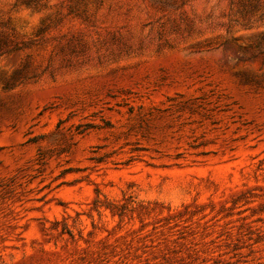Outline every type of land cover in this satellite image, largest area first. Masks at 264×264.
<instances>
[{
	"label": "rangeland",
	"instance_id": "rangeland-1",
	"mask_svg": "<svg viewBox=\"0 0 264 264\" xmlns=\"http://www.w3.org/2000/svg\"><path fill=\"white\" fill-rule=\"evenodd\" d=\"M1 39L0 264H264V0H0Z\"/></svg>",
	"mask_w": 264,
	"mask_h": 264
},
{
	"label": "trees",
	"instance_id": "trees-1",
	"mask_svg": "<svg viewBox=\"0 0 264 264\" xmlns=\"http://www.w3.org/2000/svg\"><path fill=\"white\" fill-rule=\"evenodd\" d=\"M182 1V0H180ZM16 47L14 48H9L8 47V42L6 39H1L0 40V57L3 56V55H10L12 54L13 52L16 51ZM15 79V78H14Z\"/></svg>",
	"mask_w": 264,
	"mask_h": 264
}]
</instances>
